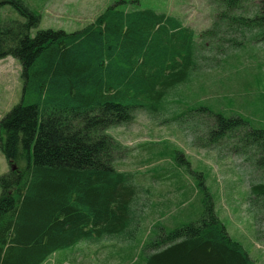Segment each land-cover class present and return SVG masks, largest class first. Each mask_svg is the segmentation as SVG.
I'll return each instance as SVG.
<instances>
[{"label":"trees","instance_id":"16d2710c","mask_svg":"<svg viewBox=\"0 0 264 264\" xmlns=\"http://www.w3.org/2000/svg\"><path fill=\"white\" fill-rule=\"evenodd\" d=\"M245 1L212 0L214 22L200 33L175 15L124 9L120 1L80 30L32 35L40 15L23 0H0L24 17L0 22V60L18 59L24 83L21 102L0 121V147L11 165L0 176V264H43L75 246L129 243L148 190L117 169L122 145L108 131L140 110L155 119L173 112L172 121L189 122L205 148L234 141L233 150L253 156L264 174L263 128L206 106L178 111L179 89L211 67L226 43L238 48L247 34L264 37V6ZM200 184L202 216L162 230L146 246L143 264H254ZM250 193L264 211V180Z\"/></svg>","mask_w":264,"mask_h":264},{"label":"rangeland","instance_id":"374dc122","mask_svg":"<svg viewBox=\"0 0 264 264\" xmlns=\"http://www.w3.org/2000/svg\"><path fill=\"white\" fill-rule=\"evenodd\" d=\"M23 1L41 17L32 35L44 29L80 30L120 1H125L124 9L154 8L175 15L197 33L210 28L215 19L212 0ZM245 4L261 7L264 0H247ZM23 18L11 4L0 6V22ZM249 36L238 48L226 43L211 67L200 70L190 85L179 89L178 111L206 106L227 117L241 116L253 127L264 129V37L252 40ZM241 38L240 34L234 36ZM23 84L20 61L12 56L0 60V121L21 102ZM173 115L162 110L155 119L140 110L131 123L108 131L122 145L117 169L131 172L133 182L148 190V202L143 195V214L129 243L106 240V245L75 246L57 251L43 264H143L146 246L162 230L202 216V182L229 236L245 247L254 264H264V211L258 212L250 201L251 186L264 180L262 170L255 166L253 156L233 150L234 141L203 147V141L192 134L190 123L173 122ZM10 168L0 147V176Z\"/></svg>","mask_w":264,"mask_h":264}]
</instances>
